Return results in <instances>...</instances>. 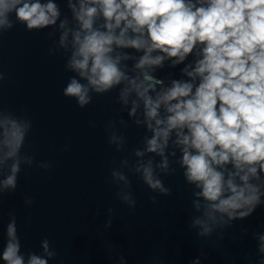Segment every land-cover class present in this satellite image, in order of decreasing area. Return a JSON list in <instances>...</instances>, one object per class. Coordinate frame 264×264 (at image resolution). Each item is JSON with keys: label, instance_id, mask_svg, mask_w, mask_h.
Masks as SVG:
<instances>
[{"label": "clouds", "instance_id": "9594fccd", "mask_svg": "<svg viewBox=\"0 0 264 264\" xmlns=\"http://www.w3.org/2000/svg\"><path fill=\"white\" fill-rule=\"evenodd\" d=\"M67 8L71 17L61 18L54 0H0V35L17 22L26 31H59L58 47L49 54L62 49L64 70L74 74L63 96L84 108L93 94L115 90L116 102L130 105L129 116L150 135L134 149L147 159L129 171L168 195L157 170L174 174L178 164L193 186L195 211L202 213L191 224L199 227L197 236L264 207V0H67ZM166 60L171 68L184 65L181 78L169 73L165 83L155 75ZM32 127L27 115L0 107V170L9 168L0 196L16 190L21 163L33 162L23 154ZM109 142L120 151L125 139L112 134ZM112 175L130 185L122 172ZM123 199L135 203L129 195ZM7 237L0 261L25 264L14 216ZM43 248L56 255L47 239ZM258 253L264 264V235ZM27 264L48 262L30 254Z\"/></svg>", "mask_w": 264, "mask_h": 264}, {"label": "water", "instance_id": "95a60500", "mask_svg": "<svg viewBox=\"0 0 264 264\" xmlns=\"http://www.w3.org/2000/svg\"><path fill=\"white\" fill-rule=\"evenodd\" d=\"M54 2L61 18L71 17L67 0ZM53 31L55 36L49 37ZM58 38L59 31L52 26L26 31L19 22L0 35L4 77L0 107L32 121L23 154L34 157L31 166L21 163L16 190L0 196V253L14 216L25 264L30 254L48 264H258L264 207L214 228L210 236H197L200 229L191 224L202 213L195 211L193 186L186 184L178 164L173 163L174 174L157 170L170 189L168 195L149 188L139 173L129 171L137 160L147 159L136 157L134 149L143 148L142 138L150 135L129 116L130 105L116 102L115 90L104 96L93 94L92 103L84 108L63 96L74 74L64 70L62 49L49 54V49L58 47ZM169 65L166 60L155 72L165 83L169 73L181 78L184 67ZM112 134L125 139L120 151L109 142ZM45 164L50 167L41 166ZM114 170L126 175L128 187L112 175ZM8 174L5 166L0 181ZM125 195L134 205L124 201ZM29 200L32 203H26ZM45 239L55 256L46 255Z\"/></svg>", "mask_w": 264, "mask_h": 264}]
</instances>
